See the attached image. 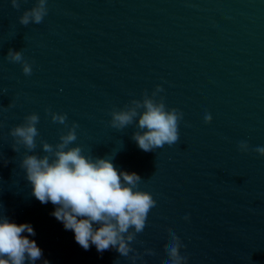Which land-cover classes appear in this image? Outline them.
Instances as JSON below:
<instances>
[{
	"label": "water",
	"instance_id": "95a60500",
	"mask_svg": "<svg viewBox=\"0 0 264 264\" xmlns=\"http://www.w3.org/2000/svg\"><path fill=\"white\" fill-rule=\"evenodd\" d=\"M35 3L0 0V214L33 226L34 236L23 235L43 251L35 264L133 261L113 248L85 250L52 215L56 206L32 194L20 166L28 150H14L10 129L33 112L36 154L76 122L72 146L139 174L138 188L153 194L157 204L132 242L135 264H164L170 231L187 264H264V155L254 150L264 147V0H48L40 24L22 25ZM10 48L31 75L7 58ZM157 85L156 99L183 112L180 139L145 152L132 139L138 118L118 130L111 111ZM48 109L67 113V126Z\"/></svg>",
	"mask_w": 264,
	"mask_h": 264
},
{
	"label": "clouds",
	"instance_id": "9594fccd",
	"mask_svg": "<svg viewBox=\"0 0 264 264\" xmlns=\"http://www.w3.org/2000/svg\"><path fill=\"white\" fill-rule=\"evenodd\" d=\"M11 3L19 9L21 0H11ZM47 4L48 0H36L34 6L20 16V23L25 26L40 24L48 13ZM7 58L22 63L25 75L32 74V65L24 59L22 51L10 48ZM163 91V86L157 85L151 96L145 91L143 99H132L123 109L111 111L110 124L118 130L135 123L138 118L132 139L145 152L163 148L166 144L172 146L180 139L179 123L183 112L168 109L163 97L156 99ZM47 111L54 123L67 126V113ZM39 119L38 113L33 112L23 123L10 129L15 140L14 150L18 152L21 145L28 150L20 166L32 186V194L42 204L51 202L56 206L52 215L66 230L74 232L75 241L82 248L88 250L95 245L100 253L113 248L135 264L141 254L133 249L132 242L144 231L148 215L157 204L153 194L138 188L142 180L139 174L119 170L111 158L93 157L85 154L81 146H72L77 140L79 125L76 122L61 134L55 145L42 140L45 154H36ZM204 119L210 123L213 117L208 113ZM239 149L249 151V144L241 141ZM254 150L264 155V147ZM25 232L35 235L30 223L17 224L0 214V264H25L26 261L35 264L41 259L42 249L29 235H23ZM170 237L165 245L168 260L164 264H187L188 257L181 254V248L185 246L180 237L171 231ZM145 252L155 254L150 248ZM44 264L49 262L45 260Z\"/></svg>",
	"mask_w": 264,
	"mask_h": 264
}]
</instances>
